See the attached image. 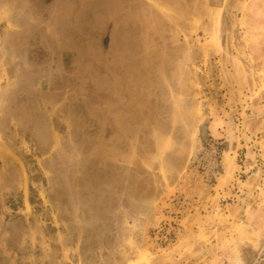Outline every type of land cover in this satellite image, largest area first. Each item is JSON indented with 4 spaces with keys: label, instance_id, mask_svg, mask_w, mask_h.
Returning a JSON list of instances; mask_svg holds the SVG:
<instances>
[{
    "label": "rangeland",
    "instance_id": "rangeland-1",
    "mask_svg": "<svg viewBox=\"0 0 264 264\" xmlns=\"http://www.w3.org/2000/svg\"><path fill=\"white\" fill-rule=\"evenodd\" d=\"M0 264H264V0H0Z\"/></svg>",
    "mask_w": 264,
    "mask_h": 264
},
{
    "label": "water",
    "instance_id": "water-1",
    "mask_svg": "<svg viewBox=\"0 0 264 264\" xmlns=\"http://www.w3.org/2000/svg\"><path fill=\"white\" fill-rule=\"evenodd\" d=\"M228 2H229V0H228Z\"/></svg>",
    "mask_w": 264,
    "mask_h": 264
}]
</instances>
